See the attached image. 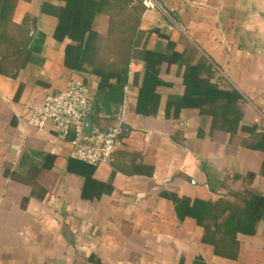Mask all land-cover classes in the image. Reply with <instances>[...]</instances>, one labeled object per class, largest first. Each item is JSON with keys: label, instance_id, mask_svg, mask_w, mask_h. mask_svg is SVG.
Returning <instances> with one entry per match:
<instances>
[{"label": "crops", "instance_id": "1", "mask_svg": "<svg viewBox=\"0 0 264 264\" xmlns=\"http://www.w3.org/2000/svg\"><path fill=\"white\" fill-rule=\"evenodd\" d=\"M14 2L0 22V264H252L264 252V0H157L139 19L135 57L102 84L88 63L76 71L64 62L66 40L54 36L63 0ZM143 50L175 58L156 65L148 114L136 110ZM200 56L218 93L238 94L240 130L213 128L197 102L165 117ZM71 78L89 89L94 127L122 119L109 163L71 158V134L26 121L23 105ZM233 193L246 196L243 224L254 223L253 234H237L236 256L215 253L207 221L185 207L232 202Z\"/></svg>", "mask_w": 264, "mask_h": 264}, {"label": "trees", "instance_id": "2", "mask_svg": "<svg viewBox=\"0 0 264 264\" xmlns=\"http://www.w3.org/2000/svg\"><path fill=\"white\" fill-rule=\"evenodd\" d=\"M14 4V0H0L1 23L6 20L4 14L14 7ZM143 10L144 7L133 0H63V4L55 11L57 25L54 36L57 40H66L65 64L79 71L83 70L85 63H88L91 66L90 72L99 77L101 84L110 78L119 80L121 65L128 63L130 57L136 55V50L129 53L128 49L139 33L138 23ZM102 20L104 33L99 31ZM174 54L181 57V53ZM140 55L144 59L145 67L138 89L136 110L148 114L147 106L159 84L157 79L159 68L156 65L162 62L170 63L175 61V58H169L165 53L148 50L141 51ZM194 58L196 52L189 55V58H180V60L189 63V60ZM189 71V75L184 78L183 95L170 97L167 100L165 117L176 118L182 107L191 105L190 102L193 105L197 102L200 112L209 116L213 128L218 127L226 132L227 130L232 132L233 129L240 130L241 114L236 107L238 94L234 91L229 96L218 93L216 85L209 82L212 74L206 59L202 56L197 58L195 65L191 66ZM203 75L205 77L202 78ZM38 171L39 169L35 168L33 172ZM33 187H37L35 182ZM233 195L232 202L219 200L216 203L201 200H193L189 203L187 199L175 197L176 202L186 201L185 207L200 223H202L201 219L207 221L203 222V239L206 241L209 236L215 237L210 244L217 254L226 255L224 251L228 250L234 252L236 256L241 246L236 238L237 234L254 233L253 218L249 217V222L244 224L241 220L246 214L241 206H245L246 196L241 193H233ZM208 223L213 226L208 227ZM227 238L233 241L228 244L218 241ZM263 258L264 252H255L252 264H262Z\"/></svg>", "mask_w": 264, "mask_h": 264}, {"label": "built area", "instance_id": "3", "mask_svg": "<svg viewBox=\"0 0 264 264\" xmlns=\"http://www.w3.org/2000/svg\"><path fill=\"white\" fill-rule=\"evenodd\" d=\"M145 9L158 6L157 0H133ZM29 125L42 129L52 125L58 134L66 137L71 134L69 156L90 165H99L112 161L119 145L122 119L104 129L91 125L84 129L89 117L90 94L87 85L75 78L68 80L63 91L51 93L41 103L23 105Z\"/></svg>", "mask_w": 264, "mask_h": 264}, {"label": "water", "instance_id": "4", "mask_svg": "<svg viewBox=\"0 0 264 264\" xmlns=\"http://www.w3.org/2000/svg\"><path fill=\"white\" fill-rule=\"evenodd\" d=\"M92 125V119L91 117H87L84 122V129L89 131Z\"/></svg>", "mask_w": 264, "mask_h": 264}]
</instances>
